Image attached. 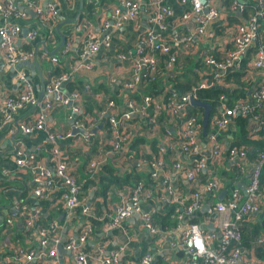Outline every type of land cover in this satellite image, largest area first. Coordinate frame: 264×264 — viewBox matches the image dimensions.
Wrapping results in <instances>:
<instances>
[{
    "label": "built area",
    "instance_id": "1",
    "mask_svg": "<svg viewBox=\"0 0 264 264\" xmlns=\"http://www.w3.org/2000/svg\"><path fill=\"white\" fill-rule=\"evenodd\" d=\"M147 1L153 11L149 18L150 27L135 39L132 46L117 50L115 54L117 60L129 65L128 78L122 82L121 87L131 94H136V88L142 82L153 81L161 72L158 62L160 57L163 58L164 67L169 68L173 65L176 53L172 50V46L180 45L188 49L195 42L196 37L204 32L206 26L219 16L218 10L213 5H209L207 0H178L181 4L189 5L195 26L187 34L173 32L167 42L162 32L165 31V18L170 17L171 9L163 4L162 0ZM230 1L232 8L238 11L243 10L244 1H253L255 7L244 22L234 26L231 48L223 57L215 59L208 54V51L202 54L204 56L202 60L214 72L213 78L198 82L182 94L170 92L163 106L148 94L138 99L123 96L117 103L113 99H107L103 108L95 112L94 117L83 119L81 118L83 106L80 91L82 89L88 92L90 86L84 83L80 89L63 91L64 85L82 77L84 71L91 69L93 56L99 49L110 48L112 31L139 15L141 11L139 0H115L99 22L96 19L85 18L73 23L70 27L71 38L81 34L84 40L82 45H77L71 39L65 41L56 54L48 55L44 49L40 51L41 56L49 58L53 68L58 66L60 69L57 74L51 73L44 80L43 99L36 98L27 74L24 71H18L20 90L14 95L4 97L0 102V130L5 127L6 136L12 139L14 167L35 169L37 185L31 191L33 197L46 198L56 182H59L62 186L61 200L65 211L62 214V221L51 220L42 223L40 221L42 211L39 207L23 200H12L10 212L2 218V226L6 228L18 223L29 243L28 245L16 244L9 256H4L2 244H0L3 260L8 259L12 264H61L56 244L60 241V228L70 221L78 204L80 184L68 170L56 146L57 140L71 137L75 133L71 130L68 132L55 131L46 121L47 112L55 102L70 108L68 119L71 127L81 129V135L86 139L91 135L90 128L97 123V119H104L110 131L109 145L113 152H117L122 145L131 140L137 126L130 121L136 116L140 121H144L148 116V108H151L150 123H155L156 118L163 112L177 120V134L173 131L175 124L165 126L162 133L165 146L172 153L170 163L163 159V148L161 147L157 156L148 158L141 152L137 156L134 152L126 156L135 172L147 176L150 180H160L162 183L164 194L155 196L159 206L180 203L178 193L169 183L171 170L180 171L184 183L191 187L186 203L181 204L180 210L175 214L176 222L172 229L169 231L167 226H160L153 221V215L158 212L159 206L141 211V200L151 196L145 188V182L141 179L133 183L124 200L115 206L114 213L106 224L114 228L125 218L137 213L141 225L149 235H156L159 232H170L174 235L170 246L185 252L187 258L184 264L237 263L241 241L239 222L244 216L256 213L259 209L257 201L261 173L264 178V171L261 172L264 165L263 150H259L250 163L245 190L241 191L232 186L225 200H218L212 204L211 210L215 214L216 224L220 230L216 243H211L210 239L213 235L206 234L200 225L184 224L185 219L200 208L201 194H211L220 186L219 179L209 175L199 186L194 187V182L202 175L208 161L223 153L237 171L244 172L245 170L244 161L247 157V150L243 147L223 146L216 140L217 131L237 116H248L254 122L250 133L264 137V121L262 117L253 112V109L262 106L264 86L252 89L247 97L239 98L231 104L219 103L217 114L211 121L212 129L205 133L208 145L206 155L201 153V122L197 115L187 113L190 97L197 99V90L217 84L227 72L240 71L242 55L248 48L256 45L251 61L252 68H264V42L259 41V20L264 15V0ZM29 10L34 13V19L23 35L22 42L31 43L37 37L49 39L48 26L56 19L58 12L52 0H43L42 3L41 0H25L24 8L19 7L13 0H0V52L9 67L32 61L38 56L35 49L25 50L19 44L21 42L19 25L21 21L29 19ZM187 16V14H182L181 17L185 19ZM95 28L96 35L94 34ZM44 30H46L45 35L42 33ZM109 82L113 83L114 79ZM223 99L220 95L219 100ZM23 106L35 108L33 120L14 122L15 112ZM33 131L44 132L50 144L46 149L48 151V165L46 166L38 162L33 153L26 152L21 140L15 137L17 132L30 134ZM180 154L189 156L187 164H183L179 159ZM100 164L99 154V159L93 158L88 161V172H93ZM1 194L0 188V197ZM80 211L85 220L79 231L75 235H68L62 244L64 250L71 252L73 264H120L125 251L123 245L111 247L106 253L103 247H99L93 253L83 249L86 240L92 235V220L95 214L94 209L83 202L80 204ZM255 242L264 250V232L255 239ZM152 259V254L145 252L140 262L151 264Z\"/></svg>",
    "mask_w": 264,
    "mask_h": 264
},
{
    "label": "crops",
    "instance_id": "2",
    "mask_svg": "<svg viewBox=\"0 0 264 264\" xmlns=\"http://www.w3.org/2000/svg\"><path fill=\"white\" fill-rule=\"evenodd\" d=\"M13 1L19 7L24 8L25 0ZM52 1L56 5L58 12L56 19L48 26L50 34L49 39H41L37 37L31 43L22 42V37L25 34L24 30L28 29L30 23L34 19V17L30 14L29 19L21 21L19 25L21 27L19 35V39L21 41L19 42L20 47L24 48L25 45H31L30 49H35L38 54L36 59L29 61V63H34L33 69L30 68L29 65H20L17 68H14L15 66L9 67L5 63L0 52V102L4 97L14 95L20 90L21 85L17 78L19 70L24 71L27 74V77L33 86V92L36 98L38 100L43 99L44 80L53 72L54 68L48 57H43L39 54L40 51L44 49L49 55V51L56 49L54 52L56 53L65 41L71 39H73L77 45H82L84 40L81 34L71 38V25L85 18L96 19V21L99 22L106 14L107 9L115 2V0H81V4L79 5L78 0ZM139 1L141 3V11L139 15L134 20L112 31L110 48L99 49L93 56V66L91 69L84 71L82 73V77L75 80V87L73 89H80L84 83L90 86V91L88 92H84L81 89L80 92L82 100L86 96L94 100L100 98L104 92H111L115 95V99H117L116 102H119L120 97H126L128 94H131L128 91L123 90L121 87L122 82L128 78L129 65L126 62L117 60L115 58V54L117 50L126 49L132 46L135 39L150 27L149 18L150 15L153 14V11L148 5L147 0ZM207 1L209 5H213L218 10L219 16L206 26L204 32L196 37L195 42L191 44L188 49H184L180 45L172 46V50H175L176 53V59L171 67H164L162 57L158 59L161 67V72L158 76L162 77L165 85H168L169 80L178 75L180 71H184L185 68H192L195 70L197 83L211 80L214 72L212 68L204 63L202 60L204 56H202V54L205 51H208V54L215 59L223 57L224 54L231 48L234 26L238 23L244 22L247 16L251 13L253 7H255V3L253 1H244L242 3L243 10L238 11L232 8L230 0ZM42 2L43 0H41V3ZM82 2L88 4V7L83 5ZM162 2L171 9L170 17L165 18L166 28L165 31L162 32L163 38L169 42L170 35L173 32H179L180 34H187L191 32L195 26V20L190 12L189 5L187 3L181 4L178 0H162ZM232 12L235 13V16L231 14ZM182 14H187L188 16L183 19L181 17ZM94 31V34L96 35V28ZM61 38H63V40L61 45L58 47ZM253 55L254 48L250 47L245 50L241 59H244V64H242L241 61L240 66V72H242L240 80L249 85L250 91L254 88L264 86V68H252L251 61ZM227 73H225V75ZM111 79H114L113 83L109 82ZM68 83L64 85L63 91H70L67 89ZM145 83L146 82H144V84ZM230 83L231 79L227 82L219 81L217 84H224V86L229 87L231 85ZM95 88L98 90H94ZM140 88H142V84L137 86L135 93H139L141 90ZM170 92L173 91L170 89L168 90V88L165 87L161 94L156 95L153 98L161 106H163ZM223 100H221L220 103L226 104ZM262 104V108L259 111L257 110V114L262 117V120L264 121V101ZM34 110L35 108L23 106L15 112L13 121L27 122L33 120ZM99 110L98 108L96 109L93 107L92 112L87 113L83 107L81 118L84 119L94 117L95 112ZM69 112L70 108L68 106L53 102L52 107L47 112L46 121L53 130L68 132L72 128L68 119ZM164 115L168 116L166 113H164ZM195 115L198 114L195 113ZM97 120V123L94 125L95 128L93 125L90 128L91 135L89 138H84L79 131V133H75L71 137L62 138L56 141V146L61 152V155L67 164L68 170L76 178L80 186L85 181L86 176L97 175L100 172V165H104L106 163L125 172H132L133 169L131 162L126 158V156L128 153L134 152L132 150H128V146L132 142L133 138L135 136L137 137L140 132L137 124V122L140 121L139 118L137 121H130L131 123L134 122L133 124H136L137 126V128H135V134L132 136L131 140L127 142V144L122 145L117 152L110 150V137L106 138L104 135L105 132L103 125L106 124L104 119L98 118ZM172 124L176 125V127L173 128V131L177 134L178 122L168 116V124L166 126H170ZM253 124V120L249 119L245 128L246 133L243 134L241 129L239 130L238 127L235 126V120L233 119L224 128L217 131L216 140L219 143L226 147H243L245 149L250 147L249 156L247 155L246 160L244 161V172L237 171L236 168L233 167L224 157L223 153H220L217 158L207 162L202 175L197 177L194 182V187L199 186L205 177L209 175L213 176V174L219 179L220 186L211 194H201V206L209 204L211 200H213V203L218 201L216 199L218 195L222 196V199L220 200H225L232 186L237 187L241 191L245 190L250 163L256 157L258 152L257 144L254 146L251 144L258 140V136L250 133V128ZM211 129L212 127L210 124L208 131ZM15 137L21 140L22 146L26 152L33 153L38 162H41L45 166L48 165V151L46 149L50 144L48 143L44 132L33 131L30 134H20L17 132ZM93 144H96V146L93 152L90 153ZM138 145L137 153L134 152L135 156H137L139 152L148 158L154 156L148 144L143 143ZM200 146L201 153L203 155L208 154V145L206 143L205 135L201 137ZM160 147L163 148V159L170 163L172 160V153H170V151L166 148L165 138H163V135L161 141L159 142L157 155ZM12 148V139L6 136L5 127H3L0 130V180H5L7 182V188L4 189L0 186L2 190L0 197V244H2L1 246L4 256H9L12 248L16 244L28 245L29 243L18 223H14L12 226H8L6 228H3L2 226V218L10 212L12 200H23L29 204L39 207L42 211L40 219L42 223L51 220L58 221V217H60L59 221H62V214L65 211L61 200L62 186H60L59 182H56L46 198L33 197L31 191L37 185V182L35 181V169L15 168L13 164ZM251 152H253L252 155ZM99 154L101 164L93 172H88L87 161H90L93 158L99 159ZM179 159L183 162V164H187L189 156L180 154ZM3 170H5V172ZM135 173L144 177L141 178V180L145 182V188L151 194L149 198H143L141 200V211H146L153 206L158 207L159 202L156 200L155 196L164 194L160 180H150L143 174H139L137 172ZM169 183L175 188L179 196L180 203H176L179 205L176 209V214L180 210L181 204L186 203V197H188V192L191 187L184 183L180 171L176 170L170 171ZM21 187H25L26 189H23L22 191ZM129 189L130 188L124 187L121 190L112 189L107 191L105 197L106 206L105 208L103 207L102 212L99 214L95 213L94 210L95 217L92 220V235H90V237L86 240L83 249L87 252L93 253L99 247H103L104 252L106 253L111 247L123 245L125 247V251L120 264H141L140 258L145 252L152 254L153 259L151 264H184L187 258L185 252L182 249L170 246V241L173 239L174 235L170 232H159L156 235H149L141 225L137 213L125 218L114 228L107 226L106 221L113 215L115 206L127 196ZM91 192L92 190H90V194ZM111 198L114 199L111 200ZM97 200L100 201V197L97 198ZM82 202H88V205L94 209V207L90 204L88 197L81 196L78 198V204L74 209L72 218L65 226L60 228V239L63 227L66 228L65 238L68 235H72L73 233L79 231L83 220H85V217L80 211V204ZM257 202L259 207L258 211L244 216L239 222L241 243L240 253L238 259L236 260V264H264V250L255 242V239L264 232L263 183H260L259 199ZM212 204L210 205L209 213H201L199 211L200 208L192 213L189 218L197 217L198 221L196 223H188L187 220L189 218H186L185 222H183L184 224L200 225L206 234L213 235V238H211L210 241L214 244L218 241L220 230L216 224L215 214L211 210ZM164 205L166 204H161L159 206L158 212L161 211V208ZM99 218L102 219L99 220ZM208 222H212L214 227V231L211 233H209L205 228V225ZM173 226H167L168 230L170 231ZM16 234H18V237H15ZM60 262L61 264H73L72 257L66 253L61 255ZM0 264L12 263H10L8 259L3 260V256L1 257L0 253Z\"/></svg>",
    "mask_w": 264,
    "mask_h": 264
},
{
    "label": "trees",
    "instance_id": "3",
    "mask_svg": "<svg viewBox=\"0 0 264 264\" xmlns=\"http://www.w3.org/2000/svg\"><path fill=\"white\" fill-rule=\"evenodd\" d=\"M83 5L88 7V4L83 3ZM246 10V9H245ZM233 16H235V13H231ZM259 33H260V42H264V15L259 20ZM46 30L42 31V33L45 35ZM31 45H25L23 49H30ZM254 52L256 49V45H254ZM123 50V49H122ZM57 53V52H56ZM54 53V54H56ZM175 62V61H174ZM61 63V61H59ZM242 64H244V59L242 60ZM60 71L58 66H55L53 69L52 74H57ZM242 75V72L240 71H231L228 72L225 76L221 78L220 81L227 82L229 79H231V85L229 87L224 86V84H214L213 86H209L204 89H199L196 91V98L197 100H201L204 102H207L209 104V112H208V118L205 126V132L208 131V127L211 124L213 116L217 114L219 103L221 102L219 100V96L222 95L224 97V102L226 104H231L235 100L239 98H245L248 95H246V91L249 90V85L242 82L240 80V77ZM74 82H70L67 85V89L71 90L73 89ZM161 76H158L151 82H146L142 84V88H140V92L136 94H128V97H132L135 99H138L140 96L143 95H150L152 97L161 94L165 87L170 89L171 91L182 94L186 91H189L193 86L197 83V76L195 74V70L192 68H185L184 71H180V73L176 76H174L173 79H170L168 82V85L164 84ZM79 89V88H76ZM98 90V89H94ZM107 99H113L114 101H117L115 99V95L111 92H104L100 98L92 100L88 96L84 97L82 100V106L84 107L85 111L87 113H91L93 107L96 109H101ZM117 103V102H116ZM263 105V104H262ZM262 108H255L253 109L254 113H258ZM187 113L188 114H195L197 113V117L200 120L202 109L198 107L188 106L187 107ZM151 117V108H148V116L144 119V121L137 122L139 126L140 132L138 133V136L134 137L132 142L128 146V150H132L135 153H137L138 150V144L146 143L150 146L152 153L154 156L157 155V150L159 146V142L162 139V133L163 128L168 124V116L164 115V113H160L159 116L156 118L155 123H150L149 118ZM248 116H237L234 118L235 120V126L238 127V129L242 131L243 134L246 133V125L248 123ZM138 117L132 118L131 121H137ZM134 123V122H132ZM156 124V125H155ZM154 126V127H153ZM104 129V135L106 138L110 137V131L107 126V124L103 125ZM137 135V134H136ZM202 137V135H201ZM252 146L257 144L258 151L263 150L264 151V137L261 135L258 136V140H256L255 143H251ZM96 144H93L91 147L90 153L93 152L95 149ZM136 149V150H135ZM247 155L249 156L250 147L247 149ZM253 152H251V155ZM88 162V161H87ZM100 172L97 175H89L86 176L85 181L81 184L78 198L81 196H86L89 198L90 204L94 207L95 213L99 214L102 212L103 207L106 206V193L108 190H121L122 188H130L135 181L138 179L144 178L138 174L135 173L134 169L132 172H125L118 170L111 166L110 164L106 163L104 165H100L99 167ZM264 171V165L261 170V172ZM259 182L264 184V178L262 177V173L259 177ZM0 186L1 188L6 189L7 182L5 180H0ZM22 191L23 189H26L25 187H21ZM90 190H92L90 194ZM100 197V201L97 200V198ZM114 198H111L113 200ZM179 207L176 203L166 204L161 208L160 212H157L153 215V221L160 226H168L171 227L175 224V212L176 209ZM198 221L197 217H191L187 220L188 223H196ZM240 228V227H239ZM241 234V232H240ZM20 235V233H19ZM15 237H18V234L15 235ZM241 243V241H240Z\"/></svg>",
    "mask_w": 264,
    "mask_h": 264
},
{
    "label": "water",
    "instance_id": "4",
    "mask_svg": "<svg viewBox=\"0 0 264 264\" xmlns=\"http://www.w3.org/2000/svg\"><path fill=\"white\" fill-rule=\"evenodd\" d=\"M78 3H79V5H80V4H81V0H78ZM56 8H57V7H56ZM57 11H58V10H57ZM28 13H29L31 16L34 15V13H33L31 10H29ZM25 32H26V30H24V33H25ZM62 40H63V38H61V41H60L58 47L61 45ZM55 50H56V49L49 51V52H48L49 55H53L54 52H55ZM20 65H26V66L29 65L30 68H32V69L34 68V63H32V62H31V63H29V62L20 63V64H18V65H15L14 68H17V67H19ZM249 93H250V90H247V91H246V95H249ZM189 104H190V106L198 107V108H201V109H202V114H201L200 122H201V135L204 136L205 133H206V132H205V126H206V122H207L208 112H209V107H210V106H209V104H208L207 102H204V101H201V100H197V99H195V98H193V97H190ZM98 127H99V126H98ZM71 131H72V133H76V132H79V131L81 132V129L71 128ZM216 199H217V200H220V199H222V196H221V195H218V196L216 197ZM212 203H213V200H211L209 204H206V205L201 206L200 209H199V211H200L201 213H209V212H210V205H211ZM88 204H89L88 202L85 203V205H88ZM57 220L59 221V220H60V217H58ZM205 228H206V230H207L209 233H211V232L214 231V227H213L212 222H208V223L205 225ZM65 230H66V228L63 227V228H62L61 239H60V241L57 242V244H56V249H57V252H58V254H59V257H61V255L64 254V253L69 254V255L71 256V252H70L69 250H64V249L62 248V244H63V242H64V240H65ZM75 234H76V233H73V235H75Z\"/></svg>",
    "mask_w": 264,
    "mask_h": 264
},
{
    "label": "rangeland",
    "instance_id": "5",
    "mask_svg": "<svg viewBox=\"0 0 264 264\" xmlns=\"http://www.w3.org/2000/svg\"><path fill=\"white\" fill-rule=\"evenodd\" d=\"M213 176H214L215 178H217L214 174H213Z\"/></svg>",
    "mask_w": 264,
    "mask_h": 264
},
{
    "label": "clouds",
    "instance_id": "6",
    "mask_svg": "<svg viewBox=\"0 0 264 264\" xmlns=\"http://www.w3.org/2000/svg\"><path fill=\"white\" fill-rule=\"evenodd\" d=\"M201 244H202V242H201Z\"/></svg>",
    "mask_w": 264,
    "mask_h": 264
}]
</instances>
